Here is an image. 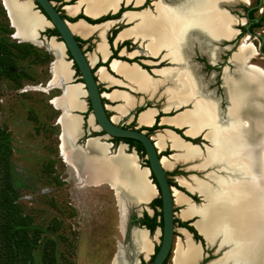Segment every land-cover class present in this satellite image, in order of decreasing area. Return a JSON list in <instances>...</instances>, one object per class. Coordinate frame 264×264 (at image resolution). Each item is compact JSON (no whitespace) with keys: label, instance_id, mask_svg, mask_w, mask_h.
Wrapping results in <instances>:
<instances>
[{"label":"bare ground","instance_id":"6f19581e","mask_svg":"<svg viewBox=\"0 0 264 264\" xmlns=\"http://www.w3.org/2000/svg\"><path fill=\"white\" fill-rule=\"evenodd\" d=\"M2 1L12 23L10 25L17 32V37L32 43H40V41L33 42L30 39V32L34 28L40 31L48 23L37 11H32L34 8L30 0L19 3L18 5L22 6L20 8L15 7L17 0ZM117 1L79 0L76 5L72 6V10L82 5L85 13L95 17L105 15L108 11L115 9ZM155 8L157 11L155 20L152 19L153 16L148 19L147 12H142L144 14L139 23L142 26L137 29H124L116 39H120L124 35H133L136 38L146 39V48L150 52L165 46L168 49V54L175 53L177 55L179 53L178 46L185 39L186 31L190 29L200 30L206 41L232 37L233 31L229 25L233 19L219 8L216 0H176L173 4L157 2ZM86 25L88 24L82 19L68 23L69 28L75 33L87 35L92 29H95L99 32L100 37L108 23H102L92 28ZM49 45L57 54L55 56L57 60L51 69V76H53L52 85L58 86L59 80L70 78L72 70L70 62L62 58L65 57L62 43L51 38ZM96 49L101 52L103 57L107 53L102 41L97 44ZM253 53L251 42L247 41V36H245L238 52L232 56L235 62L232 75L229 76L224 72L223 80L227 89L225 94L228 101L225 120L220 118L217 106L210 96L195 94L183 67L158 71L162 76V81L167 79L172 81L173 84L171 83L172 85L166 89L170 95L176 96L180 100L192 97V108L184 109L178 113L172 118V122L188 123L187 133L190 134L196 133L204 127L206 129L204 138L207 145L204 147V152L200 154L196 145L183 141L176 132L164 128L156 132L155 146L160 150L168 142L173 148H178L181 154L173 155L174 160L177 157H181L183 160L184 158L198 157L202 160L201 164L204 165L209 162L220 164L221 172H208L206 179H195L194 189L202 197V202L198 205L201 206L197 210L200 218L197 221V227L206 236L219 235L222 240L230 242V247L225 251L224 257L231 260L232 264H264V253L259 250L260 248L264 249V186L259 192L257 184L252 185L249 182H244L245 179L239 177L240 174L244 175L241 172L242 168L247 171L250 169L252 173L255 168H261L264 171V148L260 146L264 145V71L257 65L244 66L243 63V59ZM90 59L93 61L94 56L90 55ZM111 67L137 85H154L136 64L128 65L121 59L114 58L111 61ZM95 73L100 77L105 75L102 67H99ZM67 91L66 98L62 103L60 102L59 106L54 105L51 100L50 102L56 109H60L61 113L60 119L57 120V124L61 128L60 155L80 175L81 159L76 150H72L70 147L73 146L72 140L79 138L81 121L78 115L70 112V109L80 111L83 108L79 102L80 99L76 100L77 97L83 95V89L80 83H74ZM117 92L114 91L113 94H117ZM103 95L110 98V95ZM111 119L115 121L116 116H112ZM253 144L256 148L255 153L252 150ZM108 145L100 142L99 137L84 141L81 151L85 152L87 146L88 154L83 160V164L85 166L86 162H90L89 167L85 168V178L94 185L100 183L112 185L116 190L121 211L124 209L126 198L138 203H146L152 199L156 195V191L149 180L148 169L138 165L133 152L125 153L124 144L119 143L114 154L109 153ZM74 149H79V147H74ZM160 162L165 169L173 164L163 155H160ZM171 192L173 201L182 204L181 214L184 213L187 198L176 188L171 187ZM186 207L188 210L194 209L189 203L188 205L186 203ZM123 213H120L122 218ZM121 226L122 222L120 228ZM136 230L134 229V232ZM133 236H135V242L143 254V258L151 254L152 243L146 231L139 228L133 233ZM184 238V241H180L178 238L174 249L172 248V264H194L199 257V247L196 243L187 234H184ZM111 264H126L120 248L116 251Z\"/></svg>","mask_w":264,"mask_h":264},{"label":"rangeland","instance_id":"374dc122","mask_svg":"<svg viewBox=\"0 0 264 264\" xmlns=\"http://www.w3.org/2000/svg\"><path fill=\"white\" fill-rule=\"evenodd\" d=\"M59 1L54 0L56 7ZM0 4L5 11L1 0ZM8 23L13 32L14 29L10 25L9 19ZM47 29H52L49 24ZM45 31L40 34L48 36ZM259 34L264 40V32ZM54 36V40L59 42L58 37ZM10 38L15 41L30 42L15 37L13 34H10ZM204 38L205 36L201 39L204 40ZM247 41L252 44L257 43V40L248 37V35ZM220 42L215 44L219 45ZM43 44L35 43L37 48L46 50ZM80 45L84 52L91 50L88 42H80ZM46 51L50 53L52 60L51 50ZM64 54L65 57L62 58L70 62L68 54L65 51ZM253 61L264 68V58H253ZM135 62L137 61L135 60ZM50 64L51 62L33 65L28 57L23 56L15 59L13 67L6 69L9 73L16 74V82L11 81L5 75L0 79V128L10 148L9 160L14 195L12 203L25 225L36 226L40 230L38 240L31 250L32 264H41L43 253H52L56 258V264H111L118 248L121 249L122 258L126 264H150L160 236L158 194L156 193L152 198V203L146 205L149 208V214L144 213L148 217L154 215L155 226L148 233L152 243V252L143 258V254L136 250L126 249L129 245L122 238L120 209L115 189L107 183L94 185L85 178V168L87 169L90 165V162H86V167L83 164V160L88 154L87 146L85 152L74 149L72 145L70 147L72 150H76L81 159L80 175L60 155L59 132H61V128L55 119L60 113V109H56L50 100V104L47 102L49 97L59 94L60 88L57 85L46 88V83L41 85L31 81L32 78L36 80L50 78ZM70 68L72 74L68 82L80 83L71 62ZM77 99H80L79 102L83 105L82 111L76 112L81 116L82 128L77 143L82 144L87 136L94 133H100L101 141H110V138L106 134H102L95 125L84 92ZM225 106L226 101L224 100L220 109L224 111ZM221 118H224V114H221ZM132 124V122L129 123V125ZM86 131H89V134H86ZM116 145L113 142L110 151H113ZM260 146L264 148V145ZM110 151L109 153H111ZM165 152V154L169 153L168 150ZM134 153L139 165L147 167L142 150H134ZM162 155L168 161L172 159V155ZM166 171L168 175H171V177L168 176L169 185L187 194L177 184L178 176H184V173L176 168ZM241 172L246 174L244 182H249L252 185L257 184L260 192L264 186V171L261 168H255L251 178L245 169L242 168ZM141 208L143 209V205ZM178 210L179 207L173 205V249L178 238L180 241L185 240L184 235L182 237L179 232V228L182 226L175 218V213ZM46 240L48 241L47 246L44 245ZM130 251L132 253H128ZM172 256L173 251L169 253L165 264H172Z\"/></svg>","mask_w":264,"mask_h":264},{"label":"crops","instance_id":"0c3cea01","mask_svg":"<svg viewBox=\"0 0 264 264\" xmlns=\"http://www.w3.org/2000/svg\"><path fill=\"white\" fill-rule=\"evenodd\" d=\"M76 1L77 0H60L59 2H57V6H59L60 13L67 17H74L78 13H82L90 18H96L98 16H101L97 15L95 17H92L88 15L87 13H85L84 7L82 5H79V8L76 7V9L72 10V6L75 5ZM119 2L117 4V9L119 7ZM117 9L115 11L110 10L109 13H114L117 11ZM106 21H109V23L105 31L101 35L102 37H100L99 32L95 29H92L87 35H82L79 33H75L72 30L71 31L78 39L84 41L85 43L88 42V44H90L91 46V50L85 52L86 57L88 54L94 56L93 63H90L88 57L87 60L90 65H92L94 77L97 81L99 90L101 91V97L105 105V110L110 119L112 116H116L115 121L111 119L114 123H117L122 126H127L129 125V123L132 122V127L139 129L143 127H150L156 122V124L160 126V128L155 130V132L164 128L169 130H172V128L179 129L183 136L190 139H199V142L194 143L197 147L201 149L205 147V145H207V142L204 138V127L201 128L198 132L190 134L187 133L188 123L172 122V118L174 116L182 112L184 109L190 108L192 103V97L180 100L177 99L176 96L170 95L166 91V88L170 86L172 81L170 79H167L161 82L160 75L154 72V70H160L162 68L173 70L176 67L178 68L182 66L189 78V81L192 85L193 91H195V94L208 95L212 99H214L217 106V110L221 116V114H224L225 110L223 111L220 109V102L224 100L226 101L224 91H227L223 80V72H225L227 75H230L235 69V62L232 61V55L234 52H232L231 55L227 57L226 61L224 62V65L221 68L220 73H217L214 70H208L207 67L208 65L211 67L217 65L221 60V55L226 51V49L229 48V45L220 47L218 44H215V42H212L209 46L208 41H206L205 39H201L202 37H204V35L201 34L202 32L200 30L190 29L186 31L187 33L185 34V39L178 46L179 53H177V55L179 57L175 53L167 54L166 52L168 51H166L165 48H160L154 52H149L145 47L146 39H142L140 37L136 38L133 35H124L120 39H116L117 35L120 32H122L124 29L129 28L132 25V22L126 24L122 15H119V17L114 19H106L102 23ZM112 29H115V32L111 36V47L113 49H116L117 46L121 45V47L117 50L118 56H122L128 59L134 58L138 63L146 66V68H143L137 62H135L137 63V65H139V67H141V69L145 71L148 78L151 79V82H153L154 85H136L122 74L116 72L111 67V61L114 58L109 57L112 51L109 43L107 42V36L110 30ZM236 33L237 31L234 30V32L232 33V37ZM101 41L104 42L107 50V53L104 57L102 56L101 52L96 49L97 44ZM208 47H210V50L208 49ZM98 62H106V65H96V63ZM250 65H257L264 71V68L259 64L252 62L251 60H249V58L245 59L244 66ZM97 67H102L105 71V75H103L102 77L96 75L95 72L97 70ZM51 85L52 83L47 88L55 87ZM114 91H118L117 94H113ZM217 91H221L222 96L218 95ZM103 94L110 95V98ZM108 106L112 107V109H109ZM113 107L118 108L113 109ZM137 107H141V109L135 111ZM146 110L149 112H144ZM155 132H151L148 134L149 138L152 142H154V144ZM177 135L180 137L178 133ZM157 150H168L169 153L167 154V156L180 154L179 149L172 148L170 144H164L162 149ZM170 161H172L173 164L166 170L176 168L184 173V176H178L177 184L182 187L184 191L187 192V194L183 193L180 190L179 192H181L187 198V205L189 203L194 207L193 210H188L185 203V212L187 213L184 212L181 214L182 204L180 203V205L179 203L173 201V205L179 207V210L175 213V218L179 221H188V224L196 231V233L201 237L203 241V243H201L200 241L194 240L192 234L186 228H179V232L182 237L184 234H187V236L199 247V257H197V260L194 262V264H232L231 260L225 259L224 257L225 251L230 247V242L224 241V239L222 240L219 235H215L212 237L206 236L197 227V221L200 219L197 210L201 206L198 205L201 204L202 197L200 193L196 189H194V187L196 186V180L204 179L205 175L208 172H221L220 164L218 162H209L204 165L201 164L202 160L198 157L192 159L184 158V160L181 157H177L176 160L171 159ZM173 243L174 241L172 239V247ZM259 250L261 251V253H264L263 248H260Z\"/></svg>","mask_w":264,"mask_h":264},{"label":"water","instance_id":"95a60500","mask_svg":"<svg viewBox=\"0 0 264 264\" xmlns=\"http://www.w3.org/2000/svg\"><path fill=\"white\" fill-rule=\"evenodd\" d=\"M22 1L24 0H17V2H15L16 3L15 7L17 8L22 7L21 4L18 5L19 3H22ZM30 2L34 8L32 11H37V13L41 15L44 20L47 21L49 26L52 28V30L54 31V33L62 43L63 52L65 51L68 54L70 58V62L74 65L95 125L100 129V131H102V134H106L108 138H120V139L132 140L141 147L145 161L147 163L146 168L148 169L149 180L153 184L155 191L158 194L160 236H159L157 249L156 251H154L152 255L150 264H162L165 261V259H167L169 253L171 252L173 230H174L173 227L174 217H173V198L171 192L172 186L169 185L165 168L162 166L160 162L159 151L156 149L154 142L151 141V139L144 130H138L136 128L120 126L114 123L107 115V112L105 110V105L102 101L101 91L99 90L97 81L95 80L94 77L92 65H90V63L88 62L86 53L83 51L84 50L83 47L76 40L75 38L76 36L72 33L71 29L68 26V23L71 21H68L61 17L60 12L56 9V6L54 5V0H30ZM1 3L3 4L2 0ZM5 12H6V16L10 21L7 10H5ZM78 19L72 22H75ZM130 20L134 22L135 19L132 18ZM83 21L90 25H97L103 22L101 21L98 23L91 24L86 22L85 20ZM10 24H12L11 21ZM46 28L48 27L42 28V31H44ZM40 33H41L40 31L34 28L30 32L31 34L30 39L33 42L40 41L41 44L43 41L44 43L43 45L46 48V50H51L53 59L51 60L50 69H52L54 62L57 60V57H55L57 56V54H55L54 50H52L49 44L51 38L55 39V36L54 35L42 36ZM12 34L13 36L17 37V32L15 29L12 32ZM29 43L35 45V43L32 42ZM236 50L237 48L234 50V52H236ZM126 62L131 63L133 61L130 62L126 61ZM52 80H53V76H51L48 82H46L45 85L46 88L52 83ZM68 81H69L68 79L59 80L58 82V87L60 88L59 94L49 99L54 102V105L59 106L60 102L62 103V101L66 98L68 92L67 89L74 84V83H69ZM70 110L72 114L78 115L81 120V116L78 113H76L73 109ZM60 117H61V113H58V115L56 116V120L60 119ZM81 132H82V128L80 125V133ZM60 134L61 132H59V135ZM86 134H89V131H86ZM93 137H99L100 139L101 136L100 135L87 136L84 139V141ZM181 139H183V141L185 142L191 143L190 141L185 140L182 137ZM77 140L78 139L76 138L73 141V148L79 147V150L81 151L83 150L82 145L84 144V142L82 144H79L77 143ZM100 142H105V141H100ZM118 143L124 144L125 152L129 153V151H126L128 146L125 142L119 141ZM191 144L195 145L194 143ZM198 149L200 154L204 152V147L202 149L198 147ZM130 152H133V154L135 155L133 149H130ZM149 201H147L146 203L137 202L136 204L147 207L146 205ZM125 211H126V207L124 208V213L122 218V226H121L122 232H124ZM139 228L144 229L148 235L149 233L148 229L144 228L143 226L134 227L133 229H139Z\"/></svg>","mask_w":264,"mask_h":264},{"label":"trees","instance_id":"16d2710c","mask_svg":"<svg viewBox=\"0 0 264 264\" xmlns=\"http://www.w3.org/2000/svg\"><path fill=\"white\" fill-rule=\"evenodd\" d=\"M72 1V0H71ZM58 11L59 9L56 8ZM61 17L68 20L74 21L78 18L85 20L88 23H98L106 19L115 18L118 12L105 15H101L97 18H90L82 13H78L74 17H67L60 13ZM115 29L111 30L113 34ZM46 35H56L52 29H46ZM12 34L11 27L9 26L7 16L0 4V79L1 76L5 75L11 81L17 80L16 74L9 73L6 69L13 67L15 65V59L26 56L33 65L47 64L51 62L50 53L44 49H39L36 45L29 42L15 41L10 38ZM78 42H83L77 37H75ZM108 42H110V36L107 37ZM121 47L117 46L116 49H112L110 58H117L125 61H135V59H128L122 56H117L116 51ZM69 57V56H68ZM96 65H106V62H98ZM74 67V65H73ZM144 67V66H142ZM75 68V67H74ZM76 70V69H75ZM49 78L44 80L31 79L34 84H41L47 82ZM55 96V95H54ZM53 97V96H51ZM49 97L47 99L48 104ZM52 107V106H51ZM137 107L136 110H140ZM58 115V114H57ZM56 119V118H55ZM156 122L150 127H143L140 129H146L148 131L159 128ZM176 133H178L185 140L191 141L193 143L198 142V139H189L182 135L179 129L172 128ZM97 135L98 133H94ZM112 140H122L127 142L131 146H135L137 150H142L141 147L132 140L112 138ZM10 148L6 141L5 135L0 128V264H32V253L31 250L38 240L39 228L36 226H27L19 218L16 213L15 207L12 203L14 199L13 189H12V179H11V166L9 160ZM163 152L162 154H165ZM152 178V177H151ZM169 183V182H168ZM195 198V197H194ZM159 215V213H158ZM175 221V220H174ZM143 225L148 231H152L155 226L154 215L148 217L144 215ZM180 226L186 228L191 234L194 240L203 243L201 237L196 233V231L188 224V221H177ZM160 227V223H158ZM45 246L48 245V241H45ZM157 249V248H156ZM155 249V251H156ZM168 258V257H167ZM167 259L162 264H165ZM41 264H56V258L52 253H43L41 255Z\"/></svg>","mask_w":264,"mask_h":264},{"label":"flooded vegetation","instance_id":"af4514ba","mask_svg":"<svg viewBox=\"0 0 264 264\" xmlns=\"http://www.w3.org/2000/svg\"><path fill=\"white\" fill-rule=\"evenodd\" d=\"M120 1V2H119ZM194 1V0H192ZM119 2V7L117 9V5H116V8L115 9H112V11H115L117 9L116 12H118V15L117 17H119V15H122L123 16V19L125 21L126 24L128 23H131L132 22V25L127 28V29H137V27L139 26H142L141 24H139L141 22V16H143L144 13L142 12H147V17L148 19H150L152 16V19L155 20L156 18V3L157 2H162L163 4H173L174 2H176V0H139L138 2L136 0H118L116 3L118 4ZM216 3L218 4L219 8L224 11L226 13L227 16H230L232 19H233V22L229 25V28L232 30L234 29L235 31H237V33L231 38H218V39H210L209 42V46L212 42H220L219 43V46L222 47V46H225V45H229V48L226 49V51L221 55V60L219 61V63L217 65H215L214 67H211L208 65L207 69L208 70H214L216 71L217 73H220L221 71V68L222 66L224 65V62L226 61L227 57L231 55L232 52H234V50L237 48L236 52L233 53V55L235 53L238 52L239 50V47L241 45V42H242V39H244L245 36L248 35V37H251L255 40H257V43L255 44H252V47H253V51L254 53L253 54H250L248 55L247 57H245L243 59V63H244V60L249 58V60H251L252 62L253 61V58H256V59H263L264 58V45H263V37L259 34L260 32H264V0H216ZM56 8L59 9V6H57ZM60 12V10H59ZM110 11H108L107 13H109ZM114 12V13H116ZM150 12V13H149ZM141 13V14H140ZM110 14H113V13H110ZM115 17V18H117ZM134 18V22L130 19ZM110 19H114V18H110ZM150 21V20H149ZM104 23H109V21H106ZM100 25V24H99ZM87 27L89 28H92V27H95V26H90V25H86ZM98 26V25H96ZM45 27H48V25H45ZM44 27V28H45ZM47 29V28H46ZM45 29V30H46ZM44 30V31H45ZM113 30V29H112ZM234 30H232L234 32ZM40 32H42V30H40ZM90 33V32H89ZM245 33V34H244ZM114 34V33H113ZM111 33V30L108 34V36H110V40H111V36L113 35ZM244 35V36H243ZM107 36V37H108ZM225 39V40H224ZM228 39V40H226ZM230 39V40H229ZM60 42V41H59ZM108 42V40H107ZM110 47H111V41L108 42ZM80 44V42H79ZM238 46V47H237ZM145 47H146V44H145ZM160 48H165L166 51H168V49L165 47V46H162ZM159 48V49H160ZM112 47H111V51H112ZM147 49V48H146ZM208 49L210 50V47H208ZM158 50V49H157ZM84 51V50H83ZM147 51H149L147 49ZM150 52V51H149ZM210 52V51H209ZM112 53V52H111ZM168 54V52H166ZM116 54H117V51H116ZM111 55V54H110ZM232 55V56H233ZM118 56V55H117ZM256 56V57H255ZM88 57V60L90 61V63H93V61H91L90 59V54L87 55ZM134 59V58H133ZM136 60V59H135ZM124 61V60H122ZM233 61V59H232ZM126 62V61H124ZM127 63V62H126ZM132 64H136L135 61L131 62ZM131 63H127L128 65L131 64ZM141 66H144L142 64H139ZM139 65H137L138 69L142 72L145 73V71L143 69H141V67H139ZM99 67H97L98 69ZM143 68H146V66H144ZM178 68H182L181 67H178ZM177 67L175 69H178ZM162 69H166V68H162ZM160 69V70H162ZM160 70H154V72L158 73L160 75V73L158 71ZM97 71V70H96ZM146 74V73H145ZM147 75V74H146ZM223 75H224V72H223ZM232 73L229 75L231 76ZM160 81L162 82V76L160 75ZM136 84V83H135ZM173 84V83H172ZM170 84V85H172ZM178 84H180V82H178ZM137 85V84H136ZM167 89V88H166ZM218 92V91H217ZM225 92V91H224ZM218 95L221 96V91L217 93ZM225 97H226V94H225ZM103 101V100H102ZM213 102H215L214 99H212ZM223 101L220 102V106L222 104ZM192 104V103H191ZM216 104V103H215ZM193 106V105H192ZM192 106H190V109L192 108ZM227 107H228V101L226 99V108H225V114H224V119L222 120H225L227 118ZM109 108V107H108ZM115 108V107H113ZM109 109H112L109 108ZM137 109V108H136ZM135 111H138L136 110ZM186 110V109H185ZM81 111V110H80ZM147 111V110H146ZM145 112V111H144ZM112 118V117H111ZM113 120V119H112ZM114 121V120H113ZM117 124V123H116ZM119 125V124H118ZM133 125V124H132ZM132 125H127V126H124V127H129V128H134L132 127ZM122 126V125H120ZM160 128V127H159ZM138 130H145L146 134L148 135L149 133L151 132H155V130L157 129H154V130H151V131H148L146 129H139V128H136ZM162 129L158 130V131H161ZM206 130V129H205ZM156 131V132H158ZM102 133V131H101ZM164 134V133H163ZM161 134V135H163ZM95 135V134H93ZM97 135H100L97 134ZM156 135V134H155ZM154 135V136H155ZM190 139V138H189ZM100 140V139H99ZM101 141V140H100ZM119 141H122V140H112V138H110V141H105L104 143H106L110 148L112 147V143L114 142L115 143V148L113 151H110L111 153H114L116 151V148L117 146L119 145ZM208 141V139H207ZM124 142V141H123ZM191 142V141H190ZM199 142V141H198ZM209 142V141H208ZM128 146L127 150L126 151H129L130 152V149H133V151H137L136 147L135 146H131L129 145L127 142H125ZM193 143V142H191ZM197 143V142H196ZM167 144H170L167 142ZM124 146V145H123ZM171 146V144H170ZM172 147V146H171ZM208 147V146H207ZM125 148V147H124ZM173 148V147H172ZM252 150L253 152L255 153L256 151V148H255V144H253L252 146ZM166 150L164 151H159V154L162 155L163 152H165ZM126 153V152H125ZM181 154V153H180ZM179 154V155H180ZM136 155V154H135ZM164 155H167V154H164ZM237 156L239 157V154H237ZM165 157V156H164ZM137 158V157H136ZM173 159V155L171 157ZM174 160V159H173ZM138 161V159H137ZM172 162V161H171ZM139 165V163H138ZM140 166V165H139ZM142 167V166H141ZM247 171V170H246ZM165 172H166V175H167V180H168V176L171 177V175L167 174V171L165 169ZM249 177L251 178L253 173L252 171L249 169ZM244 174V173H243ZM207 175V174H206ZM205 175V178L206 177ZM246 174L242 175L240 174L239 177L240 178H245ZM100 184H104V183H100ZM98 184V185H100ZM109 184V183H107ZM110 185V184H109ZM112 187V185H110ZM171 186V185H170ZM115 195H116V190H115ZM116 199H117V196H116ZM118 201V199H117ZM134 201V202H132ZM137 202L135 200H131V199H128L126 198V202H125V206L124 208L126 207V211H125V221H124V232L122 233V238L123 240L126 241V243H128L129 246L126 247V249H131L133 251H137L141 254L140 250L138 249L137 247V244L135 242V236H133V233L135 232L133 231L134 227H141L143 225V220H144V213L146 212V214L148 215L149 214V208L143 206V209L141 208L142 205H137L136 204ZM149 204L152 203V199L148 202ZM147 203V204H148ZM118 205H119V211H121V206L118 202ZM131 206V207H129ZM130 208V210H129ZM144 210V211H143ZM122 212H124V209L123 211H121L120 213L122 214ZM120 214V217L122 218ZM153 216V215H152ZM121 222H122V219H121ZM145 228V227H144ZM142 229V228H141ZM149 232V231H148ZM133 236V237H132ZM129 247V248H128ZM128 253H132V251L128 252Z\"/></svg>","mask_w":264,"mask_h":264}]
</instances>
